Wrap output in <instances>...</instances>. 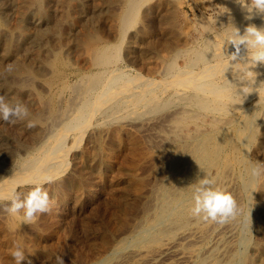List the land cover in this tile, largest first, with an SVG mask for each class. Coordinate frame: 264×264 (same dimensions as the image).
Instances as JSON below:
<instances>
[{
	"label": "bare ground",
	"instance_id": "obj_1",
	"mask_svg": "<svg viewBox=\"0 0 264 264\" xmlns=\"http://www.w3.org/2000/svg\"><path fill=\"white\" fill-rule=\"evenodd\" d=\"M52 1L0 0L1 21L9 11L16 15L15 27L0 23V95L31 107L29 119L36 124L28 128L27 120L18 123V132L27 138L14 145L21 155L0 138V158H11L0 164V197L18 187L26 193L21 184L29 182L42 183L55 203H64L70 191L76 204L84 192L85 198H93L103 174L114 170L108 153L120 147L123 135L135 132L148 138L128 137L125 147L132 160L120 172L129 185L113 198L115 210L134 212L132 222L124 219V235L109 242L113 245L105 258L90 264H264V222H247L251 206L264 210V176L251 175L257 161L264 162V65L253 66L243 46L236 61H227L234 51L227 43L231 31L264 22L245 21L233 0H214L215 6L206 4L209 18L196 20V29L192 26L198 37L188 46L174 36L181 32L173 18L175 0H116L117 11L110 16L112 41L91 40L75 58L82 63L79 68L65 72L57 57L69 52L68 42L55 44L56 49L51 43L66 40L89 13L83 1L65 0L67 35L64 30L54 33L52 28L60 26L49 23ZM9 66L11 73L6 72ZM130 66L132 74L125 69ZM250 71L257 74L254 83ZM243 87L254 91L241 96ZM141 164L152 183L145 188L140 187ZM204 178L226 191L235 179L232 189L247 203H236V214L222 231L220 223L192 216L193 186ZM21 216L7 213L0 220L2 243L11 244L8 250L24 246L27 228ZM44 225L36 221L28 226L36 233L27 244L30 254L38 251L36 239L53 228ZM167 255L171 262L162 263ZM9 259L3 264H15Z\"/></svg>",
	"mask_w": 264,
	"mask_h": 264
},
{
	"label": "rangeland",
	"instance_id": "obj_2",
	"mask_svg": "<svg viewBox=\"0 0 264 264\" xmlns=\"http://www.w3.org/2000/svg\"><path fill=\"white\" fill-rule=\"evenodd\" d=\"M58 1H59V3H58ZM80 1L81 2L83 1L82 2L83 6H85V3L87 5V6L84 7V10L89 13L88 16H89L90 22H88V20H89L88 19L86 23L82 22L81 26L80 25L76 26L77 27L76 28L77 31H74L73 33H68V36H66V37L69 38V41H67L68 38L67 39L65 38L66 39V40H64L65 42L64 41L61 42L60 41L61 39H59V41H60L59 43L58 42L56 43L55 40H54V42L52 41V43H51V44H53L52 47H54L56 49L55 46L57 44L58 45L60 43H64L65 44L66 42H68L67 45L69 46L68 48H69V52L70 53L67 52V50H63L62 49L63 53L59 54V56L57 57L58 58V63H57L58 68L60 70H62V71H65V72L69 71V70L70 71H74V70H77L79 68V65H81L82 63L79 60H75V58L76 57L80 58L81 56L79 57L78 55L79 54L83 55L85 53V52L84 53H82V52L84 50H86V48H87V46H88V44H89V42L91 40L95 41V40H99L100 39L101 41H105V40L106 41H112L111 39H113V37L111 36L112 34H111V31H110V28H111V20H112L111 17L117 11L116 10L117 9L116 0H80ZM213 1L214 0H212V1H208V0H175L176 4H178V5H176L177 7L174 8V9H176V10H174L175 13L173 11L174 14L173 13L172 14H173V18L175 19L174 22L176 21V23L178 24L177 28H179V30L181 31L180 32L181 36L179 35L180 33L174 34V36H179L180 40L182 42L185 41L184 42L185 45H188L189 43H190L189 45H192L193 44L192 41H194L198 37V35L196 34L197 30H195L197 28V26L195 27V25H196L195 22H196V20L198 21L199 19H203L204 20V18H205V20H206L207 18H209V17H207L208 16V12H209V10H208L209 7L206 6V4H208V2H209V3H211L212 6H215V1L214 2ZM52 3L55 4V7H57V8L59 7V8L58 9L57 8L54 9L55 7L52 4L51 8L53 9V12L51 11L52 12L51 13L52 16L50 15V17H51L50 21H52V22L49 21L50 26H52V25L60 26L58 29H60L61 31L60 30L58 31V29H56L57 28L56 26L55 27L52 26L54 28H52V27L51 28H52L53 31H54V29H55V31L57 30L56 33H59V34L65 33L67 35L66 29L63 28L65 26V24H64L65 18H63V17H65V14H67V12L65 10V9H67L66 6L68 5L67 1H65V0H55V1H52ZM63 4L64 5L66 4V5L64 6ZM87 8H88V10H87ZM98 10H99V12H98ZM13 12L14 11H9L8 12V15L6 17L7 21L6 20H2V21L0 20L1 25H4V26L8 25L6 27H11L10 24H12L13 27H15L14 25L16 23L15 24H13V23L16 21V19H15L16 15H15V12H14V14H13ZM58 13L60 14L62 22L60 21V17H59ZM54 18H56L57 20L54 19ZM0 19H4V18H0ZM191 19H192V21H191ZM55 21H56V23H55ZM193 21H194V23H193ZM83 23L86 26L85 25L83 26ZM212 23L214 25V22H212ZM186 25L189 26L190 28L187 27ZM193 25H194L195 29L192 27ZM90 29L92 31L88 32V31H90ZM62 30H64V32ZM94 30L97 31V32L95 33ZM193 30H195V34H194ZM55 31H54V33H55ZM87 32L91 33V34L88 35ZM159 33H160L161 37H166L165 34H161V30L159 31ZM79 34H81V35H79ZM94 34H96V35H94ZM74 35H75V37H74ZM82 35L85 38H81L80 39V36L82 37ZM92 35L95 37V39H93L94 37ZM194 35L195 36L197 35V37H195ZM87 36H89L91 39L89 37H87ZM70 37H72V38H70ZM87 38H89V39H87ZM104 38H106V39H104ZM75 41H77L79 43L80 42L82 43L84 41H86V42H84L82 45L78 43L79 44L78 45V44H76L77 42H75ZM71 42H73V44ZM69 44L70 45L72 44L73 46L72 45L70 46ZM76 46H78V47L76 48ZM73 50H75V51H73ZM71 52H72L73 55L71 54ZM63 54H64V56H63ZM79 62H80V64H79ZM77 63H78V65H77ZM84 66L85 65L83 64V66H82L83 70H84ZM130 68H131V66L127 67L125 69L131 74L134 73L133 69L132 68L130 69ZM36 89H38V87ZM38 90H40V88ZM28 108L30 109L31 107H28ZM59 117H61V116H58V118ZM18 123H19V121L17 122V124L16 123H14V124H12V123H4V124L0 125V129H1L0 130V134H1L0 138L4 137V138H6L5 140H7L6 142L9 141V143H7V144H9V148L10 147L12 148V149H10L11 152H13L14 149H15V151L13 153H19V152L16 151V146H14V145H17L16 144L17 142H23V143L27 142L26 136L24 134H20L21 133L20 132L21 129L19 128ZM52 123L54 124V122H52ZM52 123H50V124H52ZM50 124H48V125L50 126ZM50 127L55 129L54 125L50 126ZM56 127L58 128L59 125H56ZM16 130H17V132H16ZM12 134H14V136ZM133 134L134 135L136 134L135 137L133 136ZM137 135H139V134H137L135 132H131L130 136L129 135L128 136L123 135L122 136L123 137L122 138V142L123 143L120 145V147H118V148L113 147L114 150L112 149L110 151L111 154L108 153L109 154L108 156L110 157L109 159L111 160L110 162L112 164V169H114V170L106 172V173L103 174V177H102L103 179L102 178H101L102 180L100 179V182L101 181L102 182L101 183L99 182V185L100 184L101 185L98 186L97 192H96V194H95V196L93 198H89V199L85 198L86 197L85 196L86 193L84 192L82 197H81L82 199L76 204V203H74V201L72 199V195H71L72 192L70 191V192H68V198H67V200L64 203H59L57 201L58 203L56 202L54 204V207H53L51 213L43 214V215H41L39 217V220H37V221L40 222V225H44L45 224L44 226H48L49 225V226H52L53 228L50 230V232L48 233V235L46 237H38L39 238L38 239L37 236H36V238H37L36 239V243L38 245L37 244H35V245H36V247L38 246L40 249L37 247L38 251L35 252L34 254H30V247L29 246L31 245V242L35 238V234L36 233L33 230L28 229L29 228L28 227L29 224H25V226H26L28 231L25 229L26 232L24 231V238L22 237V239L24 240L23 241V244H24L23 248H24V250H26L25 251L26 255L30 254L29 255L30 258H28L25 261V264H28V260L31 261V264H54V260H55L56 254L63 256L65 264H90V263H95V262L97 263L98 261H101L103 258H105L108 255L109 251H111L110 246L113 245L116 241H118V239L121 238L122 235H124V230H122V229H124L123 226L125 225L124 221L125 220H126V222L128 221L127 223L132 222L131 219H132L133 214H134V212L131 211L129 215H125L121 211L115 210L116 208H115V204L113 203V198L120 191H122L123 188L127 187L126 185L129 183L128 179L121 174V172H120L121 169L120 168H122L123 166L128 164L129 163L128 162L129 159H130L129 161L132 160V157L130 158L131 155L126 152V150L128 151V149H127L128 148L127 147L128 143L127 142H129V140H130L129 138H131V137H134V139H136L137 137L139 138V136L140 137L142 136V135H139V136H137ZM10 136H13V137H10ZM146 137H144V135L141 137V139L143 138L142 139L143 142H146V139L148 138V137L147 138ZM16 140H18V141L16 142ZM148 140H150V138ZM12 143H14V144H12ZM124 147L126 149H124ZM19 154L21 155L22 153H19ZM123 154H125V155H123ZM126 156H127V158H126ZM1 157H3V158H0V164H3L5 162L11 160V158L9 159L7 157V155L6 156L2 155ZM68 160L70 161V159H68ZM126 161H127V163H125ZM144 165L146 167V164H141L140 167L142 168ZM145 167H143V169L139 168V169H141V170H139L140 171L139 172L140 173L139 177L141 178V182L140 183H142L143 180H144V182H143L144 184L146 182L145 185H142L143 183L142 184L139 183L140 187H143V188H145L144 186H146V185H147L146 187L150 186V183H151L150 179L147 180L148 176H145V174H144L145 169H147V167L146 168ZM5 168L8 169V167H5ZM68 169H69V166H68ZM117 169H119V171H117ZM67 172H68V170L65 171L64 173H67ZM118 172L120 173V175H119ZM149 180H150V182H149ZM48 181H49V179H48ZM53 181H56V180H50L51 183H54ZM231 181L233 182V184H232V182H229L228 185L226 186V188L228 189V192L230 190V193L233 195V197H235L234 199H235L237 205L238 206L243 205L244 203H246V201L244 199H242V198H240L238 200V197L236 195L237 194L236 189H232V188H235L233 186L236 185V184H234L236 181H235V179L231 180ZM50 182H47V183H50ZM21 186H22L23 190H25L27 192V191H29L31 189V186H33V183L24 182V183L21 184ZM230 186H232V187H230ZM5 194H7V193H5ZM8 195L9 194H7V196ZM7 196H5V197H7ZM69 196H70V198H69ZM3 197L4 196H1L0 198H3ZM238 202H239V204H238ZM9 203H10V201L8 199H0V220H1L2 217H5L7 215V212L4 211V208L9 206ZM248 210H249L248 211L249 213L247 214V216H248L247 217V222L249 221V223L251 222V225L255 224V226H256V223H257V218H258V221H260V223L264 222V210L256 209L255 207H252V206ZM57 213H59V214H57ZM52 215H53L54 219L51 217ZM122 216L124 218H122ZM129 218H130V220H129ZM40 220L41 221L43 220L42 223H41ZM123 222H124V224H123ZM227 222H229V220ZM226 223H223V224L220 223L221 226H219V228L225 226ZM262 225H264V223H262ZM261 230H264V229H262V227H261ZM221 231H222V228H221ZM56 234H58V235H56ZM25 235H27V236H25ZM225 236L227 237V239L229 238L228 237L229 236L228 233H226ZM214 238H211V241H214ZM96 240H98V241H96ZM103 241H106V242L103 243ZM109 242H111V243L114 242V243L113 244H111V243L109 244ZM10 245L6 246L5 243L3 244L2 240H1V237H0V258H1L0 259V263L1 264L4 263V260L6 262L9 258H10L9 260H12L10 252L13 249V247L11 248V250H10V248L8 250V247ZM15 245H17V244H15ZM15 245H14V247H15ZM25 247H27V248H25ZM6 250L8 251L7 253L9 255L6 253ZM4 253H6V254L3 255ZM4 258H6V259H4ZM171 258H172V256H168L167 255V257L166 256H164V258L162 257L161 261H163L162 263H168V262H171ZM128 263H129V261H128Z\"/></svg>",
	"mask_w": 264,
	"mask_h": 264
},
{
	"label": "clouds",
	"instance_id": "obj_3",
	"mask_svg": "<svg viewBox=\"0 0 264 264\" xmlns=\"http://www.w3.org/2000/svg\"><path fill=\"white\" fill-rule=\"evenodd\" d=\"M233 3L238 5L245 21L250 22L259 18L264 22V0H233ZM226 11L228 10L225 8ZM227 43L234 48L227 58L228 62L237 60L243 46L248 51L249 60L253 66L264 65V23L260 26L248 23L243 31L240 28H234L227 36ZM12 70V66H9L6 72L11 73ZM248 75L253 77L250 81L254 83L257 74L253 75L250 71ZM252 91H254L252 87H243L239 95L246 96ZM30 116V110L24 103H12L5 96L0 95V120L12 124L27 120V127L33 128L36 124L29 119ZM245 147L247 151H251L247 145ZM251 175L257 178L264 176V162L257 161L256 166L251 168ZM193 187L191 208L193 217L218 223H225L234 218L237 206L230 192L216 186L214 181L208 178L199 180ZM19 189V187L14 188L7 197L0 198L10 201L9 206L4 208L5 212L9 215L22 213L21 220L25 224H33L41 215L51 213L55 202L42 183L35 184L26 193ZM10 255L15 264H21L26 259V253L21 244L15 245ZM28 264H31L30 260ZM54 264H65L63 256L56 255Z\"/></svg>",
	"mask_w": 264,
	"mask_h": 264
}]
</instances>
